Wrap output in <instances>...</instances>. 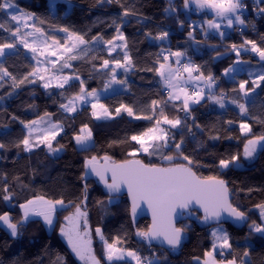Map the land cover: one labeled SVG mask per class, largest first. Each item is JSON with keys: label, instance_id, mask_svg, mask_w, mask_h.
Returning <instances> with one entry per match:
<instances>
[{"label": "trees", "instance_id": "16d2710c", "mask_svg": "<svg viewBox=\"0 0 264 264\" xmlns=\"http://www.w3.org/2000/svg\"><path fill=\"white\" fill-rule=\"evenodd\" d=\"M50 1L9 0L20 12L31 13L35 27L43 29V36L28 35L25 37L27 41L36 38L39 42L46 40L51 45V38H55L63 43L67 34L60 31L61 28L77 32L89 41L87 45H80L79 50L73 53L77 55V59L69 60L71 67L64 68L61 74L79 76L80 80L85 82L87 91L105 89L109 73L108 70L101 69L103 60L123 61L119 52L109 54L107 44L103 42L118 35L117 25L125 37V49L131 58L132 66L127 71L116 72L117 79L126 83H115L118 89L100 99L101 104L111 113V118L107 120L94 119L87 106H82L72 115L63 113L59 105L66 103V100L61 93L64 96L77 93L79 80L73 79L70 81L71 86L64 89H45L44 81L35 76L29 77L35 80V83L25 81L19 87L13 86L10 77L0 81V143L5 144V148L0 149V215L8 213L12 222L21 221L23 215L20 205L40 196L52 201L63 200L65 204L64 208L56 212L54 227L50 230L36 218H29L24 222L16 237H12L10 231L0 226V264H59L58 257L62 258V264H92L91 261L80 260L69 246L67 238L60 232L61 227H71L65 217L72 215L75 206L82 201L88 213L87 230L92 241V255L100 264L132 263L126 260H106L104 243L95 233L97 227L102 229L109 242L120 237L123 243L118 247L135 250L142 257L155 255L159 257V264H202L205 253L211 251V229L216 226L202 225L199 221L200 215L193 212L189 219L177 224V227L185 229L183 242L177 249L146 247L136 232L146 231L149 222L141 219L132 224L126 199L112 198L114 201L110 203L109 196L98 182L89 174L85 176V160L93 156L97 157V161L109 156L115 162L138 158L149 165H173L169 162L163 163L160 153L157 154L158 157H150L145 153L130 156L129 153L139 147L131 141V136L151 127L152 122L129 117L123 109L119 114L115 111L125 105L132 107L136 115H148L151 114L150 105L153 100L165 101L160 90L153 87V82L161 78L157 69L164 63L160 54L167 48L183 52L186 56L185 62L191 60L199 66L205 76L211 74L218 80L219 86L214 88L216 94L223 95L226 99V106L218 116H213L207 129L199 130L194 126L195 121L188 120L186 126L182 124L177 129H171V133L175 134V142L183 139V152L193 160L192 168L197 176H216L225 180L232 194L231 204L246 214L241 226L222 224L229 234L232 247L226 253H217L215 256L224 261L235 258L237 264H264V235L257 234L250 227L253 222L260 225L257 206L264 204V148H260L252 160L243 156L244 145L248 139L264 136V80L255 84L245 73L239 76L241 81H247L245 89L251 90L248 92L249 99L240 91V83L227 81L223 72L232 64L233 58L229 56L216 59V54L230 49H214L199 43L203 37L193 28L187 14L181 11L182 0L174 4H167L163 0H113L112 3L104 0H59L54 13L51 11ZM243 1L247 4L251 19L264 7L260 0ZM4 2L5 0H0V3ZM169 7L175 10L171 14L165 12ZM126 8L135 14L122 18L121 12ZM197 16L191 17L197 19ZM113 21L116 22L115 28ZM0 24L4 25L0 28V43L16 45V51L6 54L0 63L19 82L33 69H37L36 60L32 58L34 54L30 50L17 43H20L18 37L12 35L19 26L5 10H0ZM255 24L254 30L245 32L242 38L234 35L232 40L237 45H243L242 48L251 46L245 44V41H254L257 47L264 49V14L255 20ZM19 28L20 33H23L24 29ZM234 28L231 30L234 31ZM29 31L33 32V29ZM162 32L168 33L165 37L167 43L156 38ZM94 36H102L103 40L93 41ZM205 40L215 42L217 36L209 34ZM229 42L227 40V43ZM198 50L204 53L202 59L197 57ZM57 52L63 55L62 64L69 54L63 53L62 50ZM240 58L243 61H256L250 54H241ZM171 66L174 70V62H171ZM232 100L244 103L248 112L241 114ZM164 107L169 118L179 116V102H169ZM213 109L207 100L191 105V113L195 117L210 115ZM46 112L52 114L55 122L63 125L64 130L52 142L53 147L63 146V151L58 156H51L42 145L31 151H25L22 144L17 146L26 136L23 124ZM229 121L232 123H228ZM241 122L250 125V133H241ZM85 125L92 132L93 145L86 149H77L73 139ZM189 128L191 136L188 135ZM161 152L163 155H178L174 147L171 151L162 149ZM232 155L240 156L241 168L232 165L221 169L219 160L230 158ZM173 163L187 162L178 157ZM5 186L12 196L10 201L3 199ZM84 231L85 226L81 219L80 232ZM245 251L248 252L247 261H244Z\"/></svg>", "mask_w": 264, "mask_h": 264}, {"label": "snow or ice", "instance_id": "6c2138e0", "mask_svg": "<svg viewBox=\"0 0 264 264\" xmlns=\"http://www.w3.org/2000/svg\"><path fill=\"white\" fill-rule=\"evenodd\" d=\"M108 3H112L113 0H107ZM192 3H195L196 7L200 10H209L214 13L216 18L220 20H226L227 26L232 27L233 23L243 25L245 20L241 18L239 14L241 10L245 7L242 0H191ZM261 3H264V0H260ZM171 3V0H170ZM55 3L52 7L55 8ZM190 6V0H184V7L188 8ZM13 5L9 0H5L4 3H0V10H8L12 8ZM174 11V9L166 8L165 12ZM260 13H264V8L258 10ZM129 9H125L123 15L125 17L129 15H134ZM31 13H22L20 16L11 14V19L13 21H21L31 18ZM43 23V21H41ZM115 24L116 22L113 21ZM208 27L219 30L221 25L220 23L215 22V20L207 21ZM4 27L3 24H0V28ZM24 27H28L27 23L24 24ZM33 27V32L28 33L27 35L39 34L40 36L44 35L43 29L39 27ZM60 31L67 34V38L63 43L55 38L52 39V44L49 45L47 41H42L43 47H38L35 42L28 43L27 39L23 36H20V28L17 27L12 33L13 36L19 37V41L24 45L25 48L29 49L35 58V55H45L57 57L56 60H48L47 63H50L53 66L55 71L52 76L46 80L43 84L45 89L52 87L53 81H55V86L57 88L64 89L65 86H71L70 81L73 79L79 80L80 87L77 93H74L69 96H64L61 93V96L64 97L66 103H61L59 106L66 113H74L77 110L78 102H88L89 97H94L98 101L99 97L96 89L87 91L85 88V82L80 80L79 76H69L62 75L64 68L71 67L68 63L69 60L77 59V55L73 54L79 50L80 45H87L89 43L85 37L77 32L70 31L68 28H61ZM117 36L112 40L103 41L105 44L110 45L108 51L109 54L115 51L116 48H127V43L123 33L120 31L119 25L116 28ZM192 33L189 32V36ZM223 35V33H221ZM168 36L167 32H162L157 39H164ZM93 41L103 40L102 36L92 37ZM114 40L125 41L123 44H114ZM245 44H251V50L253 52L259 53L261 60H264V49L257 47L254 41H245ZM14 43H0V57L5 55V49L15 48ZM232 50L236 52L237 56L240 55V51L235 44L232 46ZM243 47V45L241 46ZM56 48L57 50H52ZM62 50L63 53L69 54L67 59H64V62L60 64V67L57 69V63L62 59V56H58L57 51ZM170 55L177 58L184 55L182 52L170 53ZM168 56L164 57V60L167 61ZM39 63V61H38ZM177 64L180 63L179 59L176 61ZM110 64H114L115 67L111 69V79L105 83V90L111 87L112 83L124 84L125 81L118 80L116 76L117 68H124L127 71L132 66V61L127 52L124 53V63H121L120 60H103L102 67L108 68ZM165 64H160V68L157 69L161 77L164 79L168 92V100L166 101H157L153 100L150 105L151 114L148 115H136L134 109L129 106L121 105L119 108H116V114L121 112L123 109L129 117H135V119L148 120L152 122V126L148 127L146 130L140 132L139 134L132 135L131 141H134L139 147L136 148L133 152H130L129 155L135 157L139 153H145L148 156L156 155L160 153L162 158L168 161L173 166L170 167H158L155 165L144 164L139 159L124 160L123 162L117 163L111 160V157L104 156L105 160L104 166L97 165V157L93 156L90 159L85 160V176L88 175V170L90 169L91 173H94L99 177L100 181L105 185L109 194L110 201L113 198L111 194L119 193L122 186H126L128 194L132 197V213L135 216L136 209L138 207V201H144L147 203L148 207L152 210L153 214V225L147 231L137 230L136 235L143 238L144 240L151 242L154 240H160L167 244L171 249H177L182 242L183 233L185 229L175 227L173 223V217L177 212V209H189L192 205H198L203 209V221L205 223H215L216 228L211 232L213 237V251H208L205 253V256L208 258L204 261V264H217V261L214 259L213 252L217 247L221 249H230L232 247L229 242V234L223 228L222 225V214L227 213L229 217L233 218L235 221H244L246 219L245 212L239 210L229 201V188L227 182L223 179H220L216 176L208 177H199L196 172L193 171L192 165L193 160L185 155L183 152V139L179 142H175V134L171 133V129H177L182 124L186 126V121L191 112L192 104H199L201 100L205 99L204 88L201 87L199 90H194L189 94V91L186 87L181 86L179 83L180 80V70L176 69L173 71L170 66L168 67V75L165 76ZM45 72L49 69L45 68ZM183 71L188 73L189 81H203L204 86L209 90L208 99L214 101L221 108L224 105V96H216L211 94V90L215 84V79L211 74L205 76L203 72L200 71L198 65L184 64ZM229 70H225L227 74ZM39 69H33L28 76H25L19 82L15 76H12L8 72L7 68L0 63V81L4 80L5 77H10L13 86L19 87L20 84H23L25 81L28 83H35V80L29 79V77L37 76ZM193 73H198V75H193ZM40 80H45L44 76L38 77ZM259 80H264V75L259 77ZM177 81V82H174ZM247 81H241L239 85L240 91L244 93L245 96L248 95V92L251 90L245 89ZM179 101L181 107L178 111H183L185 116L183 120L176 116L174 118H169V115L165 112V107L169 102ZM233 104H236L240 110L241 114H246L248 109L244 103H239L237 100L231 101ZM99 107L103 111L98 113L93 111V116L99 119L101 116H110L108 108L103 104L97 102L92 103V108L96 109ZM51 114L45 113L43 117H40L39 120H33L25 124V128L28 129V135L25 136L17 146L20 144L23 145L25 151H31L35 147H39L40 144L46 145L49 152L55 153L59 152L63 146L53 147L52 141L56 140V137L64 130L63 125L59 122H52L50 119ZM46 118H48L46 120ZM23 123V121H21ZM39 123H46L47 127L43 129V135L38 137V143H34L32 140V133L36 131L34 125ZM228 123H232L229 121ZM165 125L169 127H164ZM194 126L199 128L200 125L195 124ZM240 131L242 133H250L251 127L248 123L241 122L239 124ZM191 132V128L188 129ZM81 134L74 137L77 145H85L89 140H91L92 133L91 130L87 129L85 125L80 129ZM86 133V134H85ZM194 135V134H193ZM218 139L219 137H213ZM264 148V136L254 137L248 139L244 145L243 156L245 159H250L257 152V148ZM174 147L178 155H163L161 152L162 149H169ZM5 148V144L0 143V149ZM186 161L187 163H173L177 158ZM240 156L232 155L230 158H222L219 160V167L221 169H227L232 165H239ZM108 172H111V182L106 175ZM84 177H82L83 179ZM5 193L3 199L5 201H10L12 196L9 193L8 187L5 186L3 189ZM87 185H85V200L87 199ZM102 203V202H101ZM56 205H64L63 200H45L44 197H36L35 199L28 200L26 203L21 204L20 208L23 210V217L21 221L12 222L8 213L0 215V222L4 225H7V228L10 230L12 237L19 235V228L23 226L24 222L28 221L30 216H39L43 219L44 224L49 227H54V214L56 211ZM261 209V216L264 217V204L258 205ZM191 214V213H190ZM87 211L86 206L77 204L75 206V211L72 215L65 217V220L69 222L71 227L65 228L61 227V235L67 238L68 244L71 247L75 255L83 261H91L92 264H100V262L92 255L91 249V239L87 230ZM83 219L85 226V231L80 232V221ZM250 227L254 228L256 232L264 233V226L256 225L253 222V225ZM95 233L99 236L100 240L104 243L105 253L109 261L113 260H123L125 257H130L135 261V264H159V257L153 255L152 257H142L135 250H126L118 245L122 244L123 241L120 237H116L109 242L100 227L95 229ZM85 237H89L85 239ZM244 256H248V252H244ZM198 259V258H197ZM59 264H62V258L58 257ZM223 264V262H221ZM227 264H236L235 258L228 260Z\"/></svg>", "mask_w": 264, "mask_h": 264}, {"label": "rangeland", "instance_id": "374dc122", "mask_svg": "<svg viewBox=\"0 0 264 264\" xmlns=\"http://www.w3.org/2000/svg\"><path fill=\"white\" fill-rule=\"evenodd\" d=\"M59 2V0H51L50 1V7H51V11L54 13L55 12V8H53L52 7V5H53V3H55V5L57 4ZM56 7V6H55ZM170 9H173L172 7H169ZM180 9H181V11H183V12H185L186 14H187V17H188V20H190L191 22L192 21H195L196 22V27H198L199 29H201L202 31L204 30V29H206V32L208 31V32H210V33H212V34H215V33H217L218 32V30L217 29H213V28H209L208 27V24H207V21L208 20H210V19H212V20H215V22H217V23H220V25H221V27H220V29H225V28H230V27H228L227 26V21L226 20H220L219 18H216V17H209V10H200V9H198L197 7H196V5H195V3H192L191 2V0H190V6L188 7V8H185L184 7V0H182V3L180 4ZM175 11V10H174ZM174 11H168V14H171V13H173ZM6 12L9 14V16L11 17V14H15V15H17V16H20L21 14H22V12H20V10L17 8V7H15V6H13L12 8H10V9H8V10H6ZM192 15H198L197 16V19H193L191 16ZM200 15V16H199ZM33 17H31V18H28V19H26V20H21V21H19V22H17V21H15L16 23H17V25L19 26V27H22L23 29H24V32L23 33H20L19 35L20 36H23V37H26V36H28L27 34L28 33H31L32 31H29L30 29H33V25H34V23H33ZM25 23H27V25H28V27H24V24ZM192 24V23H191ZM221 31V30H220ZM18 39H19V37H18ZM33 42H35L36 43V45L38 46V47H43V44L41 43V42H39L36 38H31V39H28V43H33ZM19 45H22L21 43H19V42H17ZM113 43L114 44H123V41H120V40H114L113 41ZM50 45V44H49ZM24 46V45H23ZM109 47H111L110 45H106V49H107V52L109 53V51H108V49H109ZM240 48H242V47H240ZM251 48H252V45L249 47V48H247V47H244V48H242V49H239V51H240V55L241 54H250L256 61H251V60H246V61H243L241 58H240V55L239 56H237V54H236V52H234L233 54L232 53H229V51L230 50H228V51H224V52H220V53H218V54H216V59H221V58H229V56H232V58H233V62H232V64L228 67V68H226L225 70H229L228 72H227V74L225 73V70H224V72H223V75H224V78L228 81H230V82H238V83H241V79L239 78V76L241 75V74H246V75H248V77L250 78V80H252L255 84H258V82L260 81L259 80V77L260 76H262V75H264V60H261V58H260V56H259V53H257V52H253L252 50H251ZM52 50H57V49H55V48H53ZM16 51V48H12V49H5V55L6 54H8V53H13V52H15ZM28 51H29V49H28ZM118 52L120 53V55L122 56V58H123V61L121 62V63H124V53L126 52V49L125 48H116V50L115 51H113V52H111V55L112 54H118ZM57 54H58V56H62V58H63V55L61 54V53H58L57 52ZM4 55V56H5ZM4 56H2V57H0V61L3 59V57ZM34 57V55L32 56V58ZM33 59H35L36 60V65H37V69H39V72H38V74H37V76H35V78H38L39 76H44L45 77V80H41V81H44V83L46 82V80L48 79V78H50L51 76H52V74H53V72L55 71V69H53V66L50 64V63H47V61L48 60H56L57 59V57H53V56H48L47 55V53H45V55H43V56H41V55H38V54H36L35 55V58H33ZM38 61H39V63H38ZM61 62H62V59L57 63V65H56V68L58 69L59 68V66H60V64H61ZM194 63V62H193ZM185 64H189L188 63V60L185 62ZM192 64V63H191ZM169 65H171V63L169 64ZM113 67H115V65L114 64H110L109 65V67L108 68H101L103 71H107L108 70V73H109V79L107 80V82L111 79V69L113 68ZM45 68H47V69H49V71H47V72H45L44 71V69ZM160 68V67H159ZM121 70H125L124 68H117L116 69V72H118V71H121ZM173 70V69H172ZM174 71V70H173ZM58 74H61V73H58ZM63 75V74H62ZM179 75H180V80H179V83L181 84V86H183V87H186L187 89L189 88V87H195V88H197V90H199V88L200 87H203L204 88V93H205V98H206V95H209V90L204 86V83H203V81H189L188 80V73L187 72H184V71H182L181 73H179ZM193 75L195 76V75H198V73H193ZM106 82V83H107ZM175 82H177V81H175ZM43 83V84H44ZM115 83H112L111 84V87H109L108 89H103L102 91H97V94H98V97H99V99H98V101H96V99L94 98V97H89L88 98V102H78V104H77V110L79 109V108H81L82 106H87V107H89L90 108V110H91V114H92V116H93V111H96V112H98V113H100V112H102L103 110L102 109H100L99 107H97L96 109H93L92 108V103L93 102H97V103H99V104H101V102H100V99L102 98V97H105V96H108V95H110L111 93H113L114 91H116L117 89H118V87H116L115 85H114ZM203 84V86H201ZM240 85V84H239ZM67 86V85H66ZM65 86V87H66ZM50 88H55V89H61V88H57L56 86H55V81H53V85H52V87H50ZM211 94H213V95H216L217 96V94H216V91H215V89L214 88H212V90H211ZM245 98L246 99H249L250 98V94H248L247 96H245ZM204 100V99H203ZM226 99H224V103H226V101H225ZM202 101V100H201ZM208 101V100H207ZM176 102H179V101H176ZM208 102H210V105H212L214 108L216 107V111H220V106L218 105V104H216L214 101H208ZM62 111H63V113L64 114H66V115H72V114H74V113H66L63 109H61ZM44 116V114L43 115H41L40 117H43ZM40 117H38L37 119H35V120H39L40 119ZM94 117V119H96V120H107V119H110L111 118V115L110 116H101L99 119H97L95 116H93ZM212 118H213V115H202V116H198V117H195V122L197 121V123L196 124H198V125H200V128L201 129H207V126L209 125V123L211 122V120H212ZM48 118H46V120H47ZM50 119H51V121L52 122H55L54 120H53V117H52V114H51V116H50ZM29 123V122H28ZM25 124H27V123H24L23 124V128H24V131H25V133H26V136L28 135V129L27 128H25ZM34 128H36V131L35 132H33L32 133V140H33V142L34 143H38V137H41L44 133H43V129L44 128H46L47 127V124L46 123H39V124H37V125H34L33 126ZM81 128H83V127H81ZM80 128V129H81ZM87 129H89V128H87ZM90 130V129H89ZM62 133V132H61ZM60 133V134H61ZM92 133V132H91ZM242 133V132H241ZM79 134H81V132H79ZM79 134H77V135H79ZM86 134V133H85ZM242 134H246V133H242ZM59 136V135H58ZM57 136V137H58ZM56 137V138H57ZM74 140V145H75V147L77 148V149H86V148H89V147H91L92 145H93V137H91V140H89L88 142H87V144H85V145H83V146H81V145H77V143H76V141H75V139H73ZM53 142V141H52ZM44 146L45 148H46V151H47V153H49L51 156H58V155H60L61 153H62V149L59 151V152H55V153H52V152H49V150L47 149V147H46V145H44V144H40L39 146ZM260 148L261 147H259L258 146V148H257V152L260 150ZM256 152V153H257ZM256 153L254 154V156L252 157V158H250L249 160H252V159H254V157L256 156ZM144 154V153H143ZM160 156V155H159ZM150 157H158V155L156 154V155H154V156H150ZM159 159H161V158H159ZM162 160V162L163 163H167L168 161H166V160H164L163 158L161 159ZM234 167H236V168H241V165L239 164L238 166L237 165H233ZM35 199V198H34ZM45 199V198H44ZM32 200V199H31ZM45 200H48V199H45ZM52 201V200H51ZM114 200L112 199L111 201H110V203L111 202H113ZM65 207V204L63 205V206H61V205H56V211H55V214H54V217H53V219L55 220V218H56V212L58 211V210H61L62 208H64ZM21 211H22V215H23V210L21 209ZM259 215H260V226H264V217H262L261 216V209L259 208ZM30 219L31 218H36V219H40L41 221H43V219L41 218V217H39V216H30L29 217ZM43 223H44V221H43ZM0 226H2L4 229H6L8 232L10 231L8 228H7V225H4L2 222H0ZM44 226L46 227V229L47 230H50L51 228H49V227H47L45 224H44ZM212 230L213 229H211V232H212ZM252 230L253 231H255L254 230V228H252ZM256 232V231H255ZM257 234H259V235H264V233H259V232H256ZM212 245H213V239H212ZM229 249H221V248H219V247H217L216 248V250L213 252V255H216L217 253H219V254H224V253H226L227 251H228ZM211 251H213V248H212V246H211ZM105 255H106V253H105ZM214 258H216V257H214ZM207 259V257L205 256V258H204V260H206ZM106 260L107 261H109L108 259H107V256H106ZM123 260H129V261H131V263L132 264H135V261L134 260H132L130 257H125V259H123ZM204 260L203 261H201L202 262V264H204ZM248 260V258L247 257H244V261H247ZM113 261H117V260H113ZM224 263H227V261H225Z\"/></svg>", "mask_w": 264, "mask_h": 264}, {"label": "water", "instance_id": "95a60500", "mask_svg": "<svg viewBox=\"0 0 264 264\" xmlns=\"http://www.w3.org/2000/svg\"><path fill=\"white\" fill-rule=\"evenodd\" d=\"M163 1L166 2L167 4H174L175 2H177L179 0H171V3H170V0H163ZM132 159H138V158H132ZM128 160H131V159H128ZM121 162H123V161H121ZM96 163L98 166H104L106 162H105V160H101V161H97ZM117 163H120V162H117ZM155 166L170 167L173 165H165V166L155 165ZM88 174H89V176H91L93 179H95L98 182V184L104 189L105 193L110 197V194H109L107 188L100 181L99 177H97L94 173H91L90 169L88 170ZM106 175L109 178V182H111V172H108ZM111 195L113 198L124 197L126 199L127 205H128V210H129V217H130L132 224H136L141 219H146L149 222L147 230L150 227H152V225H153V214H152V210L148 207L146 202L138 201V207L136 209L135 216L133 215V213H132V206H133L132 197L128 194V190H127L126 186H122L121 191L119 193H114ZM231 200H232V194L229 190V201H230V203H231ZM193 212L200 215L199 221L202 225L216 226L215 223H205L203 221V214H204L203 209L200 208L198 205H192V206H190L189 209H177V212L173 217V223H174L175 227H177V224L182 223V222L186 221L187 219H189ZM221 222H222V224H230V225H234V226H241L244 223V221H240V222L235 221L233 218L229 217L227 213L222 214V221ZM178 228H180V227H178ZM183 238H184V234H183ZM142 241L146 247L156 246V247L162 248V249L170 248L167 244H165L162 241V239L152 241L151 245H149V242L144 240L143 238H142ZM182 242H183V239H182Z\"/></svg>", "mask_w": 264, "mask_h": 264}, {"label": "built area", "instance_id": "2783aa9c", "mask_svg": "<svg viewBox=\"0 0 264 264\" xmlns=\"http://www.w3.org/2000/svg\"><path fill=\"white\" fill-rule=\"evenodd\" d=\"M105 2H107V0H104ZM243 4L245 5V7L241 10V12L239 13L241 15V18L245 20V23L241 26H236L234 28V31L231 29H223L220 31V34L217 36V40L215 42H207L205 40V38H203L199 43L205 46H209L211 48H217V49H232V45L235 44L237 46V48H240L242 45H237L234 40H232L234 38V35L239 36L240 38H242V36L244 35L245 32L254 30L256 28V24H255V20H258L261 18L262 14L264 13H260L259 11L254 15V18L251 19L248 15V11H247V4L246 2L242 1ZM264 4V3H263ZM264 8V7H262ZM121 16L122 18H126L123 15V12H121ZM129 17V16H127ZM113 27H116V24L113 25ZM221 33H223V35H221ZM235 33V34H233ZM227 40H229L230 42L227 43ZM178 50L172 49V48H167L166 50H164L161 54H160V59L164 60L165 56H168L169 59L167 60L168 62H174V71L176 69H179L180 72L183 69V64H184V58H186L185 55L177 58L175 56L170 55V53H174L177 52ZM181 52V51H179ZM183 53V52H182ZM197 57L202 59L204 57V53L201 50L197 51ZM177 59H179L180 63L177 64L176 61ZM219 86V82L218 80L215 79V84L213 86V88H217ZM153 87L157 88L160 90L161 95L164 96V100L166 101L168 99V92L169 89L167 88L164 79L161 77L160 79L156 80L153 82ZM189 91V94H191L192 91L197 90L193 87H189L187 89ZM178 115L179 117L183 120L185 113L183 111H178ZM188 121H194L195 120V116L190 112V115L188 116ZM188 135H192L191 132L188 133Z\"/></svg>", "mask_w": 264, "mask_h": 264}, {"label": "crops", "instance_id": "0c3cea01", "mask_svg": "<svg viewBox=\"0 0 264 264\" xmlns=\"http://www.w3.org/2000/svg\"><path fill=\"white\" fill-rule=\"evenodd\" d=\"M209 17L211 18V17H215V15H214V13H212L211 11L209 12ZM192 24V26H193V28H195L196 30H198L199 32H200V37H203V38H205L207 35H212V33H210V32H206V29H204L203 31L201 30V29H199L198 27H196V22L195 21H192L191 22ZM236 26H241V24H237V23H233V26L232 27H230V28H225V29H233L234 27H236ZM220 30H222V29H219L218 30V32L217 33H215V35L216 36H218L219 34H220ZM190 37H192V35L190 36ZM163 42H166L167 43V40L164 38L163 39ZM235 51H233V50H230L229 51V53H234ZM171 62L169 61H165L163 64H165L166 65V68H165V76H167L168 75V67L170 66V68L172 69V66L171 65H169ZM188 63L189 64H191V65H195L191 60H188ZM159 76H161L160 74H159ZM229 81V80H228ZM175 82V81H174ZM201 86H203V84L201 85ZM193 88H195V87H193ZM201 88V87H200ZM195 89H197V88H195ZM204 100H208V101H211L210 99H208V95H206V98L204 99ZM204 100H202L201 102H203ZM200 102V103H201ZM180 103V102H179ZM224 105L226 106V103H224ZM224 106V107H225ZM223 107V108H224ZM223 108H221L220 107V111L223 109ZM214 111H213V113H211L210 115H213V116H218V114H219V112L220 111H216L217 109H216V107L213 109ZM200 116H202V115H200ZM196 123H197V121H196ZM165 126H167V125H165ZM164 126V127H165ZM199 130H204V129H201L200 127L198 128ZM54 220V219H53ZM42 223H43V221H42ZM44 224V223H43ZM214 257H216L215 255H213ZM208 259V258H207ZM216 261H217V264H221V262H223V264H227V263H224L225 261L224 260H222V258H220V259H218L217 257L216 258H214ZM126 261H129V260H126ZM205 261V260H204ZM129 262H131V261H129ZM237 264V263H236Z\"/></svg>", "mask_w": 264, "mask_h": 264}]
</instances>
